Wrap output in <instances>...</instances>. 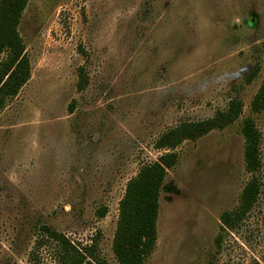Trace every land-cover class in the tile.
<instances>
[{
  "label": "rangeland",
  "instance_id": "374dc122",
  "mask_svg": "<svg viewBox=\"0 0 264 264\" xmlns=\"http://www.w3.org/2000/svg\"><path fill=\"white\" fill-rule=\"evenodd\" d=\"M18 32L31 73L0 109V264H61L46 228L117 264L128 180L169 151L155 146L163 132L232 98L237 120L173 150L144 264H264V109L250 108L264 81V0H28ZM246 118L259 133L253 174ZM252 175L254 206L222 230Z\"/></svg>",
  "mask_w": 264,
  "mask_h": 264
},
{
  "label": "trees",
  "instance_id": "16d2710c",
  "mask_svg": "<svg viewBox=\"0 0 264 264\" xmlns=\"http://www.w3.org/2000/svg\"><path fill=\"white\" fill-rule=\"evenodd\" d=\"M28 0H0V109L5 102L17 95L30 78V61L25 45L18 32L22 12ZM88 78L82 67L77 70V91L85 89ZM250 108L253 112L264 109V81L253 95ZM242 102L237 98L229 100L225 109L218 110L212 117L182 122L163 132L156 141L157 148L169 150L156 161L143 165L136 176L128 180L118 205V219L112 240V251L117 264H144L155 248L156 220L159 209V195L167 170L177 162L173 150L185 140H196L215 129H223L238 119ZM244 138L243 161L245 169L254 173L259 166V133L251 118L241 124ZM256 175L243 186L238 205L220 214V228L234 229L254 206L259 193ZM106 209L99 211L104 216ZM48 237L60 247L61 264H106L95 254V247L78 248L63 234L46 228ZM220 238L215 239L219 245Z\"/></svg>",
  "mask_w": 264,
  "mask_h": 264
}]
</instances>
